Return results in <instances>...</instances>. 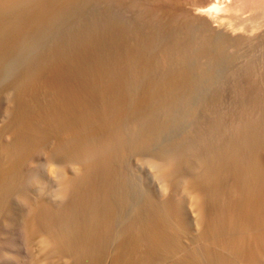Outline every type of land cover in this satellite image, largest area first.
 I'll return each mask as SVG.
<instances>
[{"label":"bare ground","instance_id":"6f19581e","mask_svg":"<svg viewBox=\"0 0 264 264\" xmlns=\"http://www.w3.org/2000/svg\"><path fill=\"white\" fill-rule=\"evenodd\" d=\"M191 1L0 0V264H264V0Z\"/></svg>","mask_w":264,"mask_h":264},{"label":"rangeland","instance_id":"374dc122","mask_svg":"<svg viewBox=\"0 0 264 264\" xmlns=\"http://www.w3.org/2000/svg\"><path fill=\"white\" fill-rule=\"evenodd\" d=\"M198 1L200 2V0H194V1H191V2H192V3L195 2L194 4H198V5H199L200 3H199ZM232 2L235 3L236 0H233ZM244 10H245V12H248V14H250V13H249L250 9H248L247 11H246V9H244ZM244 10H243V11H244ZM248 14H247V15H248ZM226 18H227V20H226ZM226 18H225V20H226L227 22H229V23H230L231 20L234 19V17H232V18H231V17H226ZM228 19H229V21H228ZM234 20H235V19H234ZM234 20H233V23L231 22V24L235 25V24H234V22H235V23H236V26H237L238 23H237L236 20H235V21H234ZM238 26H239V25H238ZM238 74H239V73H238ZM240 76H241V75H240ZM241 77H242V76H241ZM230 79L232 80L233 78H230ZM230 79H229V80H230ZM239 80H240L241 84H242V82H245V83L247 82V80H245L244 77H242V78L238 77V80H237V81H236V80H235V82L230 81V82H232V84H231L230 82L228 83V80H227V81H226V80H225V81H222L223 83L226 82V83H224V84H222L221 82L218 84V85H219V90H220V87L222 86V87H221V91L224 92V93H223V96H224V94H226L224 97L222 96V97H223V100H224V102H225L223 105H226V107H227L231 102H232V103H235V104H236V102H237L236 99H235L236 95H235L234 91L236 90V89H235L236 86H237V87H241V86H240V85H241L240 82H239V85H238V84L236 85V83H237ZM233 83H234L235 85H234ZM228 84H229V85H228ZM223 85H224V86H223ZM225 85H228V86H226L227 88L225 87ZM232 85H234L235 88H234ZM244 85H246V84H242V86H244ZM230 86L232 87V90H231ZM246 86H247V85H246ZM246 86H245V87H246ZM224 87H225V88H224ZM233 88H234V89H233ZM229 91H231V92H229ZM225 92H226V93H225ZM232 92H233L234 94H232ZM228 93H229V94H228ZM227 94H228V95H227ZM230 94H232V95H230ZM229 95H230L231 99L235 96L234 99H233L234 102H233V101L230 102V101H229V98H230V97H229V98L226 97V96H229ZM225 97H226V99H225ZM231 99H230V100H231ZM225 100H228V102L225 101ZM227 103H228V104H227ZM232 103L230 104V109H231L233 106H234V107L236 106V105H233ZM223 105H222V106H223ZM227 111H229V109H228ZM9 236H10V237H9V242H10V241H12L11 238H12V236L14 237V234H13V235L10 234ZM7 241H8V240H7ZM6 246H7V247H5V250H6L5 252L11 257L10 260H12V259L17 255V254L15 253V252H16V249H14V247H12V245H10V246H11V247H10V246H9V243H6ZM8 247H9V248H8ZM9 256H8V257H9ZM10 260H7V263H8V264H12V261H10ZM19 260H20V261H19ZM17 261H19V264H21V263H22V264H23V263H24V264H28V263H26L27 260H23V258H21V257L18 258ZM22 261H23V262H22Z\"/></svg>","mask_w":264,"mask_h":264}]
</instances>
